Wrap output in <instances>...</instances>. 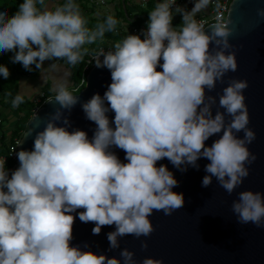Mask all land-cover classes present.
Returning a JSON list of instances; mask_svg holds the SVG:
<instances>
[{"label": "clouds", "instance_id": "obj_1", "mask_svg": "<svg viewBox=\"0 0 264 264\" xmlns=\"http://www.w3.org/2000/svg\"><path fill=\"white\" fill-rule=\"evenodd\" d=\"M209 3L195 0L189 11L176 0H161L149 12L143 39L128 34L93 55L90 62L110 70L111 83L103 96L93 94L81 105L95 124L91 139L82 129L69 131L64 115L79 97L62 83L54 87L48 100L54 111L42 129L37 122L23 134L35 135L31 150L16 152L19 167L9 175L5 158L0 159V264H137L128 248L118 258L73 246L74 213L95 225L93 235L115 226L107 233L109 250L119 249L125 236L150 237L154 212L170 216L185 203L183 193L173 191L178 186L173 172L158 164L164 159L181 172L199 169L198 161L206 159L202 186L215 177L229 196L243 184L257 159L249 149L256 139L245 103L249 84L229 77L221 92L211 94L237 71L238 62L230 43V11L219 13L217 4L207 31L196 20ZM174 13L182 14L180 28L172 26ZM257 15L264 18V8ZM119 23L109 14L89 28L75 0L51 8L46 0H23L10 17L0 11V53L13 52L12 62L29 71L33 65L41 70L46 60L75 66L89 52L85 45L103 42ZM9 74L0 65V77ZM22 103L20 94L11 100L13 108ZM32 121H39L37 114ZM211 137L217 138L206 144ZM114 148L125 153L126 162ZM231 211L241 225L264 227V193L240 191ZM140 246L146 250L147 240ZM139 264L164 262L148 256Z\"/></svg>", "mask_w": 264, "mask_h": 264}, {"label": "water", "instance_id": "obj_2", "mask_svg": "<svg viewBox=\"0 0 264 264\" xmlns=\"http://www.w3.org/2000/svg\"><path fill=\"white\" fill-rule=\"evenodd\" d=\"M259 8H264V0H230L228 12L230 11L233 23L229 26L234 28L230 43L235 46L238 69L228 73L225 83H218L216 90L211 93L216 95L221 92L229 77L248 81L249 86L244 91L245 103L249 110V127L256 133V139L249 145V149L256 154L257 159L249 166L250 173L243 184L229 196L218 186L215 177L210 186H202V179L206 175L204 166L208 163L206 159L201 158L198 161L199 169L189 166L186 172L177 170L164 159L158 164H166L177 179L178 186L173 191L183 193V208L170 216H165L163 212H154L150 220L155 230L150 237L136 239L125 236L120 240V248L114 250H109L107 239V233L115 230L114 225L104 226L99 235H93L92 228L95 225L91 222L82 223L78 214L74 213L76 219L73 239L70 242L73 246L84 248L87 245L88 249L98 254L104 253L118 258L119 252L128 248L134 252L137 264L148 256L162 259L164 264H264V227L241 225L231 211V204L240 191L251 189L264 193V18L257 15ZM172 26L182 27L176 24ZM110 83V70L97 68L95 63L91 65L86 73L84 86L73 93L79 97L80 102L70 112L64 111L70 121L69 131L79 128L87 132L89 139L92 138L95 124L86 119L81 105L93 94L99 93L103 96ZM51 98L53 97L45 100L33 112L19 138L22 144L17 145V152L21 148H33L35 134L27 138L23 134L29 126L35 127L37 122V130L43 128L47 114L54 111V105L48 102ZM35 114L39 121H32ZM108 116L113 119L114 113L109 112ZM238 135L242 137L243 133ZM216 138L211 137L206 144L210 145ZM113 151L122 162H126L122 150L114 148ZM18 167L17 158L15 169ZM142 240L148 242L146 250L141 249Z\"/></svg>", "mask_w": 264, "mask_h": 264}, {"label": "trees", "instance_id": "obj_3", "mask_svg": "<svg viewBox=\"0 0 264 264\" xmlns=\"http://www.w3.org/2000/svg\"><path fill=\"white\" fill-rule=\"evenodd\" d=\"M22 2L23 0H0V11H7L8 16L10 17L17 11L20 3ZM64 2L65 0H60L59 4H63ZM75 2L85 7V4L82 0H75ZM156 4L157 2L155 0H147L144 6L136 3L132 6V8L134 9V12H132L128 8L126 0H119V8L115 12L114 16L117 20L119 18L124 19L128 23V25L141 23L144 21L148 22L149 12L155 8ZM83 13L84 17L88 21L87 26L89 28L93 27L97 22H102L108 15L104 14L100 17L90 16V14L85 15L86 10ZM175 22L177 23L176 20H172V24ZM124 32V30H119L117 25L116 32L106 33L104 39H111L114 44L115 42L122 40ZM96 43L97 45H99L100 41H97ZM13 55V52L0 53V65L6 66L10 73L7 79L0 77V106L7 108L17 114V117L11 127L8 141H5L4 135L0 134V154H5L7 152L8 144L11 143L15 138H20L22 132L25 130L26 125L34 112V108L38 104L37 102L31 100L28 96L19 92V78L28 75L30 72L36 71L35 65L32 66L31 71L26 70L21 63L12 62ZM86 57L87 54L85 55L84 60L75 66L68 65L64 61L70 69V76L74 84H77L80 80ZM80 89L81 87L78 88L75 92H78ZM9 92L11 93V96L8 95ZM70 92L75 93L73 91ZM17 94H20L24 97V103H22L19 107L13 108L11 105V100ZM49 96L52 95L47 89L44 91L41 100H44L46 97Z\"/></svg>", "mask_w": 264, "mask_h": 264}, {"label": "rangeland", "instance_id": "obj_4", "mask_svg": "<svg viewBox=\"0 0 264 264\" xmlns=\"http://www.w3.org/2000/svg\"><path fill=\"white\" fill-rule=\"evenodd\" d=\"M85 4V7H80L81 13L84 16V11L86 10L85 15L90 14V16L100 17L104 14L114 15L117 9L119 8V0H104L103 4H96L95 0H82ZM128 8L134 12L132 8L133 4H136L138 0H126ZM188 1V0H187ZM193 4L195 0H189ZM60 0H47L46 4L51 8L59 4ZM207 11V8L203 12ZM120 23L118 24L119 28H127L128 23L124 19H118ZM113 43L111 39H104L103 42L99 44H108ZM97 43L92 45H85L90 50H92ZM54 65V66H53ZM64 84L69 91L75 92L78 88H82L84 84L77 86L72 82L70 76V69L64 61L60 60H46L44 62L43 68L41 70L36 69L34 72H30L26 76L19 78V92L28 96L31 100L40 97L45 90H49L52 96L46 97L47 100L50 97H54L55 92L53 91L54 87L57 84ZM77 87V88H76ZM76 89V90H75ZM75 90V91H74ZM17 114L10 111L7 108L0 106V134L4 135L5 141H8L10 130L13 125L14 120L16 119Z\"/></svg>", "mask_w": 264, "mask_h": 264}, {"label": "built area", "instance_id": "obj_5", "mask_svg": "<svg viewBox=\"0 0 264 264\" xmlns=\"http://www.w3.org/2000/svg\"><path fill=\"white\" fill-rule=\"evenodd\" d=\"M155 1L157 3L161 2V0H155ZM146 2H147V0H138L137 1V3L139 5H142V6H144L146 4ZM95 3L96 4H98V3L103 4L105 2H104V0H95ZM217 4L221 5V7L219 9V13H222L226 16L228 9H229L230 0H210L209 6L207 7V11H205V12L202 11V12L197 14V16H196L197 22L204 24L205 27L208 24L214 23L215 22V16L218 14L217 9H216ZM176 5L184 7L189 11L191 10L186 5V0H176ZM176 5H174L173 8H175ZM173 20L177 21V23L175 22L173 24L182 26V14L174 13ZM147 23L148 22L144 21L141 23L130 24L127 26V28H122V27L119 28V26H118V29L125 31L123 38H125L128 34H139V35H141V38L143 39V30H146ZM113 45H114L113 43L99 44L88 52L87 57L85 58L84 65H83L81 77H80V80H79V83L77 86H80V85L85 83L86 73L89 70V68L91 67V65L94 64V61L90 62L92 60L93 55L96 52H98L100 48H103V49H105V51H107ZM101 59H103V57H101ZM42 96H43V94H41L40 97H37V98H35V100H33V101L38 103L36 105V107L34 108V112L45 102L46 99L41 100ZM18 140H19V138H15L11 143L8 144L7 152L5 154H0V159L5 158V161H6L5 166H6V169L9 171V175H11V172L13 170H15L16 159H17L16 152H17V141ZM13 148H15V150H16L15 152L12 151Z\"/></svg>", "mask_w": 264, "mask_h": 264}, {"label": "crops", "instance_id": "obj_6", "mask_svg": "<svg viewBox=\"0 0 264 264\" xmlns=\"http://www.w3.org/2000/svg\"><path fill=\"white\" fill-rule=\"evenodd\" d=\"M186 5H187L190 9H192V7L194 6V4H193L192 2H190L189 0H188V1L186 0Z\"/></svg>", "mask_w": 264, "mask_h": 264}]
</instances>
